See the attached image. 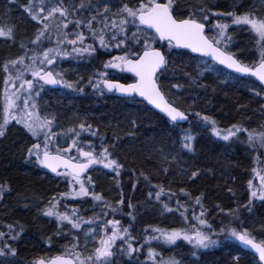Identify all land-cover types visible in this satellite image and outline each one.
Returning <instances> with one entry per match:
<instances>
[{
	"label": "trees",
	"instance_id": "trees-1",
	"mask_svg": "<svg viewBox=\"0 0 264 264\" xmlns=\"http://www.w3.org/2000/svg\"><path fill=\"white\" fill-rule=\"evenodd\" d=\"M32 1H0V29L5 32L11 29L10 38L0 36V103L6 79L4 65L10 66V61L30 54L34 45L32 41L45 24L33 21L25 10L26 7L34 8ZM62 1L67 3L68 0ZM115 1L121 7L124 4L129 7L138 6L135 0ZM250 1L173 0V14L177 19L188 18L192 14L208 28L217 23L213 13L222 16L223 18L219 17L220 20L229 12L264 18L262 8L248 7ZM15 9L18 13L22 12L23 16H14ZM205 14L208 16L207 20H203ZM128 29L126 34L129 39L126 44L141 48L144 33L139 34L141 43L136 44L132 37L134 31ZM81 30H85L83 26ZM46 32L36 45L38 51L44 49L41 42ZM234 36L235 41L249 46L250 51L241 50V54L235 50L229 52L248 67L258 64L260 53L255 51L256 38L246 30L236 31ZM152 47L165 48L166 44L157 40L152 43ZM109 53L105 50L99 53L103 62L111 58L112 53ZM169 55L170 52L166 69L159 76L158 82L169 101L190 114V122L186 125L172 124L139 100L105 96L103 101L99 98L97 101L91 96L90 89L74 97L73 113L89 117L94 131L97 129L99 136L105 138L104 142L89 136L85 140L100 144V151L106 147L111 154L109 158L116 159L122 167L119 176L105 168L104 174L98 176L94 169L89 195L70 206L78 211V223L91 219L90 216L101 211L103 205L114 206L115 215L122 219L121 227L129 230L126 240L130 239L135 249L131 253L126 247L124 252L122 248L115 249L114 264H154L158 259L163 263L167 261V264L169 261H175L176 264H260L230 232L233 229L237 232L246 231L250 237L264 241V200L251 195L258 179L257 168L264 162V147H261L258 140L250 143L248 139L249 133L254 137L264 133V89L251 77H238L184 51L172 48V54ZM205 62L207 70H204ZM74 66V69L87 73L84 67H94V55L90 60L73 61L68 65ZM87 76L82 74L75 80L79 82L78 79L81 78L80 81L86 83L89 79ZM123 78H127L126 82L131 80L130 77ZM81 87L82 84L75 88ZM131 102L135 103L134 109H129L126 105ZM204 117H208L209 122ZM211 122L223 130L240 131H237L235 138L224 140L211 132ZM192 124L195 126L192 127ZM18 129L12 127L9 134L0 140V191L4 193L0 200V233L4 234L6 226H11L16 231L11 238H16L17 233H21V239L16 242L13 238L9 247L3 241L0 243V251L5 253L0 255V264H35L38 258L55 257L65 248L76 247L78 252H95V247H99V240H79L82 235L66 222L60 223L54 217L55 214H44L48 209H53L55 213L57 203L69 194L68 181L46 172L33 156L27 157L26 145L36 140L24 129ZM186 133L192 137L188 141L191 150L184 147ZM175 136L179 141L175 142ZM170 147L180 148L185 152L183 156L189 159L187 173L183 170V174L176 175L170 170L169 160L154 157L157 149L163 148L171 152ZM100 167L103 168L102 165ZM127 170L130 171L129 174L126 173ZM193 173H196L195 177ZM126 174L128 180L124 182L123 176ZM249 181L252 182L251 188ZM161 189L163 191L157 200L156 192ZM94 194L102 197L99 205L94 203ZM197 198L199 204L196 203ZM121 199L124 206L118 203ZM61 202L63 206L66 203L65 200ZM166 207L172 211H167ZM201 210L204 216L200 215ZM122 212L126 215L123 218ZM199 219H205L206 225L201 226ZM153 229L166 232L175 229L189 233L205 230L209 239L218 246L203 249L181 240L169 247L152 246L151 256L150 251L138 252L146 248L145 245L150 241H156L153 237L159 233H154ZM161 239L163 240L162 237ZM12 252L15 255H11Z\"/></svg>",
	"mask_w": 264,
	"mask_h": 264
},
{
	"label": "snow or ice",
	"instance_id": "snow-or-ice-1",
	"mask_svg": "<svg viewBox=\"0 0 264 264\" xmlns=\"http://www.w3.org/2000/svg\"><path fill=\"white\" fill-rule=\"evenodd\" d=\"M41 2H43V0H41ZM135 2L138 4V7L130 8L127 4H124L120 10V18L118 20H111L110 27L112 32L109 40H105L103 31L99 34L93 32V37L98 38L100 46L107 49L113 41L115 42V47H121V45L128 42L129 38L126 33L129 30V24L138 29L137 32L132 33L135 43H141L139 33H144L141 48H133L124 56L113 57L111 61L104 65L105 69L111 68L117 69L120 72L132 73L136 77V82L125 85L108 79L98 78V83L94 85V87L99 88L101 92H103L104 89H107L108 92L115 91L124 95L136 94L146 100L149 104L158 108L161 112L165 113L170 121L179 122L186 120L187 117L185 113L166 102L157 86V73L162 72L167 65L165 53L152 47V43L157 40L166 41L169 49H190L192 53H198L203 57H210L212 61H215L228 69H232L237 73L250 74L251 76L256 77L261 83H264V18L255 17L252 14L236 15L232 12L227 13L228 16L233 17V24L246 25L248 26V29L255 34L256 43L259 45L260 59L258 65L248 67L241 65L230 54L221 50L220 45L222 43V38L226 35V30L229 27L228 24H216L215 27L219 29V31L210 39L205 35V24L195 19L192 14L184 19H177L174 16L172 9L173 0H167L166 3L164 0H135ZM80 8H84L83 3L80 4ZM25 10L29 13L31 19L37 23L48 21L53 18L56 13H59V16L63 18L60 21V25H62L63 28H67L68 24L72 23V20L69 17L70 15H74V13L70 14L62 5L57 6L56 4H51L47 10L42 7L39 12H36L32 7H28ZM108 11V6L104 5V12L100 13L98 11L97 13L101 16L102 22L106 28L109 27V17L105 15ZM201 11H203V9H201ZM45 12L46 14L41 15V13ZM94 19L95 17L86 21L76 20V27L79 28L81 23H85L91 30L92 20ZM207 19L208 16L205 14L203 20ZM48 28L49 25L44 24V27L39 31L32 43L37 44L40 42ZM0 36H7L10 38L11 29L7 32L0 29ZM85 39L86 37L83 32L76 33V36L73 39H69L67 33L63 34V40H66L68 44L72 45V51L76 53L95 50L91 49L90 46H84ZM228 39H230V37H228ZM63 40L58 39L57 43L60 44ZM62 54L67 55L68 53L63 52L60 48L49 47L41 54H34L32 57H29L32 61L31 64L24 65L25 58L23 56L17 60L9 62L12 68H15L17 64L23 65V70L17 69L14 76L9 74L4 81L6 86L5 106L3 110V123L0 124V136L4 135L5 127L11 120H15L17 123L22 124L38 141L29 149V155L34 156L36 162L42 167L51 170L57 175L69 177L70 185L73 184V182L74 184L79 185V190L74 191L71 194L73 198H75L77 196L89 195V189L86 187L85 180L82 179V177L93 165H102L103 168L114 172L116 176L120 175L119 170L122 165L116 159L109 158L111 154L106 147H104L99 153H96L91 146H89L88 150L80 147L77 144L76 139H73L72 145L67 148H57L55 154L50 151L52 135H54L52 132V120L47 118L42 119L35 111L37 108L36 103L32 101L34 96L38 97L40 95L45 86L72 87L70 84H67L62 80L59 73H54L50 67H46L53 65L56 61V57H59ZM207 67V62H205L204 70H207ZM3 71L5 73L10 72L9 64L4 65ZM26 73L30 74L32 79H25L24 77ZM107 76L108 73L106 71L99 74V77ZM15 81H20L19 88L17 92L9 93L7 85L11 83L13 87H16ZM101 85L103 86L102 88ZM20 90L27 93V95L23 96V99L19 94ZM257 94L259 95V93ZM21 99L22 106L17 104V101H20ZM203 119L206 122H209L208 117H204ZM211 123L214 124V122ZM79 127L81 130L91 128L90 125L86 126L83 123L80 124ZM237 131H240V129H237ZM91 134L96 135L95 132H92ZM234 134V132L230 131L227 135H223L221 138L228 140L229 137ZM74 135L79 137L80 133L74 132ZM41 136H43L42 141H40ZM191 139L192 137L190 136L185 137L184 147L189 150H191V145L188 141ZM248 139L250 143L254 140H258L261 147H264V133H261L258 137H254L249 133ZM71 147L77 148L79 158H65L60 154L61 151L69 152ZM58 168H63L65 171L63 173L58 172ZM192 175L195 177L196 173H193ZM145 179H147V177H145ZM260 180L261 186L259 193L257 191H252L251 195L253 197L259 195V198L264 200V176H261ZM87 183H91L90 178L87 180ZM251 186L252 182L249 181V187L251 188ZM162 191L163 189L156 192L157 200H159ZM93 199L99 201L102 197L94 194ZM118 203L123 204V199L118 201ZM196 203H200L199 198H197ZM166 210L172 211V209L167 207ZM44 214L46 216H52L55 214L59 221H67L73 229L80 228V223L77 222L79 218L75 211L72 215H68L58 212L54 213L53 209H48ZM200 215L204 216L203 210H201ZM73 217H77V219H73ZM86 222L92 223V221ZM199 224L205 226L206 220L199 219ZM109 225L111 226V235H105V237L100 239L99 247L95 248L94 257L89 256L86 259H80L79 254H77L79 264H114L113 261L108 259L113 255L111 249L117 239L125 240V242H127L126 237L128 236L129 230L127 228H122L118 219L107 220L106 226ZM207 226L210 227V225ZM153 232H158L160 234L159 236H154L153 239H160L162 237L164 242L169 244H175L178 239H183L193 244L194 247L205 249L210 245L215 244V241L210 240L209 236L200 230L189 233L187 231L175 229L171 232L153 229ZM0 235L3 234L0 233ZM230 235L253 249L258 254L260 264H264V241L256 242L246 231L237 232L233 229L231 230ZM134 250L135 249H133L132 245L129 243L127 251L131 253ZM4 254V252L0 251V255ZM12 255H15V252H12ZM149 255L151 256L153 253L150 251ZM36 264H73V262L70 259L57 257L51 261L41 259L38 260ZM168 264H176V262L169 261Z\"/></svg>",
	"mask_w": 264,
	"mask_h": 264
},
{
	"label": "rangeland",
	"instance_id": "rangeland-1",
	"mask_svg": "<svg viewBox=\"0 0 264 264\" xmlns=\"http://www.w3.org/2000/svg\"><path fill=\"white\" fill-rule=\"evenodd\" d=\"M0 1L6 2L7 0H0ZM26 1H32V0H26ZM166 2H167V0H166ZM81 3L84 4L83 9L80 8ZM51 4H56L57 6L62 5L64 8H66L68 10V12L70 14L74 13V15H70V17H69L72 20V23H69L67 28H63V26L60 25V21L63 18L59 16V13H56L54 15V17L48 21H42L45 24H48L49 25L48 29H50L49 31L46 32V36L43 38V41L41 42L42 46H44V49H42L41 51H38V47L36 46L38 44H34L32 52L30 54H27L24 56V58H25L24 59V65L31 64L32 61L29 59V57H32L34 54L39 55L43 51L47 50V48H49V47L60 48L63 50V52H66L68 54L67 55L62 54L61 56L56 57L55 63L51 66H46V67H50L51 70L54 71V73H59L62 80L65 83L70 84L72 87L69 88V87L60 86V89L58 91H49L47 89L48 87L45 86L44 90L40 93V95L38 97L37 96L33 97L32 102L36 103L37 108L35 111L39 114V116L42 119L47 118L49 120H52V132L54 133V135H52V142L50 145V151H52L53 154L56 153L57 148L64 149V148L71 146L73 139H76L77 144L80 147L84 148L85 150H88L89 146H91V148L94 149L96 153H99L100 150L98 149V147L100 146V144H98L99 145L98 146L94 142L92 143L89 140H85V137L89 136V137H93L94 139H100L101 142H104L105 138L99 136V132L97 129L94 131L92 124L89 122V117L82 115L80 113H78V114L73 113L74 106H75L74 97L77 96L79 93H83L84 90L90 89L91 96H94V98H96L97 101L99 99H100V101H103L105 99V96L107 97L108 95H106L104 93V90H103V92H101V90L99 88L94 87V85H96L98 83V78L99 79L109 78V79H115L116 80V78L120 79V77H122V75L124 74L123 72H120L117 69H111V68L105 69L104 65L106 63H108L109 61H111L113 59V57L126 55L128 53V51H131V49H133V46H131V45L129 46L127 44H124V45H121V47H115L114 46L115 42L113 41V42H111V45L106 49V48H103L100 46L98 38L93 37V32L99 34L101 31H103L104 36H105V40L107 41L110 39L111 32H112V29L110 27L111 20L112 19L118 20L120 18V10L122 9V7L119 6L117 4V1H115V0H68L67 3H64V1H62V0H51V1L50 0H43V2H41V0H33L32 1V6L34 7L33 9L36 12H39L42 7L45 8V10H47V8ZM28 5H29V2H27L26 6H28ZM104 5H107L109 8V11L107 13H105V15L107 17H109V20H108L109 27H107V28L104 26V23L102 22L101 16L97 14L98 11L100 13L104 12ZM254 6L258 7V8H262L264 10V0H251L248 3V7L253 8ZM26 8H28V7H26ZM130 8H135V7H130ZM172 9H174L173 4H172ZM13 13H14V16H23V13L22 12L18 13L16 9H15V12H13ZM44 14H46V12L41 13V15H44ZM212 15L214 16L215 19H217L216 20L217 23H215V25L220 23V22H222V24L224 22H226L229 25V27L226 30V35L224 38H222V43L220 45V47L224 51H226L227 53H230V52H232V50H235L239 54H241L239 52L241 50L246 51V49H247V51L248 50L250 51L249 46L247 47L246 45L240 44L238 41H235L236 38L234 36V32L239 31V30L240 31L246 30V31H249V33L252 37L254 36V38H256L255 34L252 33L248 29V26L233 24L232 23L233 17L229 18L230 16L228 17L227 15L222 20H220L221 18H219L222 16H219L216 13H215V15H214V13ZM255 16L259 17L257 15H255ZM93 17H95V19H94V22H92L91 30L89 29V27L85 23H81L79 28L76 27V23H75L76 20L86 21L88 18L90 20ZM84 18H87V19H84ZM218 21H220V22H218ZM207 23L210 24V21H207ZM82 26L85 29L84 30L85 32L81 30ZM128 28H130L134 32L138 31V29L131 24L128 25ZM209 28H210L209 37L212 38L216 33H218L219 29H217L214 25H212ZM78 32H83L85 37H86V39L84 41V46L85 47L90 46L91 49H95L94 51L76 53V52L72 51L73 46L68 44L66 40H63V34L67 33L68 38L73 39V38H75L76 33H78ZM139 34H141V33H139ZM228 37H230V39H228ZM58 39L63 40V42L58 44L57 43ZM89 41H91V43ZM255 48H256L255 51L259 52V45L257 43L255 45ZM162 49L167 50V51L164 50L167 57H168V52H170V55L172 54V49H169L167 45L165 48H162ZM104 50L112 53L111 58L106 62H103L102 59L100 58V55H99V53H101ZM253 53H254V50L252 51V54ZM230 54H232V53H230ZM92 55H94V67H84V70H86L85 72L88 73V71H89L88 74L74 69V68H76L75 66L74 67H68V65L73 61H82V60H85L87 58L90 60ZM9 68H10V72L5 73L6 77L9 74L14 76L16 74L17 69L23 70V65L17 64L15 68H12L10 65ZM72 69H74V70H73V72L70 73L69 71ZM105 71L108 73V76L107 77H99V74L102 72H105ZM78 72H79V74H78ZM82 74L84 76L88 75L87 76V78H89L88 81L86 83L85 82L82 83V81H80L81 78H79L78 79L79 82H76L75 79H77V76L82 75ZM90 77L92 79H90ZM24 78L25 79H32L31 75L28 73L25 74ZM19 83H20V81H15L16 87H13L11 83L8 84L7 89L9 91V93L17 92V90L19 88ZM81 84H82L81 88H75L76 85H81ZM5 87L6 86L4 84V90L2 91V100L0 103V124L3 123V110H4V106H5ZM102 87L103 86L101 85V88ZM19 94L21 95L22 99H23V96L27 95V93H25L23 90H20ZM97 98H99V99H97ZM22 99L20 101H17V104L22 106ZM134 104H135L134 102H131V104L127 103L126 105L129 109H132V108L134 109L135 108ZM98 121L100 123V120H98ZM82 123L85 124L86 126L90 125L91 128L90 129L86 128L85 130H81L79 125ZM193 126H195V124H192V127ZM212 126H213V130L211 132L214 133L218 138L222 137L223 135H227L230 131L234 132L235 134L231 135L229 137L228 141L237 136L236 130H230V129L229 130H223L222 128H219L218 125H215L213 123H212ZM12 127L15 128V130L16 129L19 130L18 128L24 129L28 134H30L24 128V126L22 124L17 123L15 120H11L10 123L8 125H6L5 130H4V135L0 136V140H2L5 135L9 134V131H10V129H12ZM70 130H72V131H70ZM74 132H79L80 133L79 137H76L74 135ZM92 132H95L96 135H92L91 134ZM182 133L185 136V132L183 131ZM191 133H193V132H191ZM101 134H102V136H104V133L101 132ZM186 135L188 136V133H186ZM15 136H16V134H15ZM175 137H176V139H174L175 142L179 141V138H177V136H175ZM35 140H36V142H34V143H37L38 141L36 138H35ZM42 140H43V136L40 137V141H42ZM34 143H32V144L28 143L26 145L25 154L27 155L28 158L30 157L29 149L32 147V145ZM170 151L171 152H167V151H165V149L159 148V149H157V151H156L157 153L154 155V157H159V158H164V160H169L171 162L170 163L171 164L170 170H172V172L176 175L183 174V170H185V173H187L188 166H189V159H187V157L183 156L185 154V152L183 150H181L180 148H175V147H173V148L170 147ZM60 154L66 156L68 158H71V157L79 158V153H78L76 147H71V150L69 152L61 151ZM191 157H193V156H191ZM261 163H262V165H260L256 171V178H258V179H256L257 183L253 186V191H257L258 193L260 191V186H261L260 177L264 176V162H261ZM97 165H99V164H97ZM100 166H97L95 169V174L98 176L100 174L101 175L104 174L103 173L104 168H102ZM126 173L129 174L130 171L127 170ZM151 174L153 175L154 173H151ZM55 177L68 181V190H69V194L66 195L65 198L64 197L61 198V200L57 203V205L55 207V213L58 212L61 214H68V215H72V213L74 211L76 213H78L76 208H74L73 206H70V204L75 205V204H77L76 202L78 199L86 197V196H77V197L73 198V196L71 195L74 191L79 190V185L74 184V182H73V184L70 185L69 184L70 178L68 179V177H66L64 175H55ZM123 177H124V182H126L128 180L127 179L128 175L126 174ZM89 178L91 180V183H87V180ZM84 180L86 183V187L88 189L91 188L93 185V180H94L93 177L89 176V177L85 178ZM3 196H4V193H2V191H0V200L3 198ZM254 198L261 200L259 198V195H257V197H254ZM63 200H65V202H66V203H64V206H63V203L61 202ZM68 200L71 202L67 203ZM94 203L96 205H99L98 204L99 201H97V200H94ZM122 206H124V203ZM113 207H111L109 205H103L102 210L100 209L101 211L94 212L95 214L93 213L90 216L91 219L82 220L80 222V228L73 229L74 231L79 232V235H82L79 237V240L81 238H85V239H87V241H93L96 239L100 241V239L105 237V235H111V226L110 225L106 226V221L112 220V219H118L119 221H122V219L119 218L118 215L117 216L115 215L116 212H114ZM121 215H122V218L126 216L124 214V212H122ZM54 217L57 219L56 215H54ZM126 218H129V216H127ZM73 219H77V217H73ZM86 221H92V223H87ZM64 222L67 223V221H64ZM60 223H62V222H60ZM67 225H70V224L67 223ZM122 225L123 224L120 222V226H122ZM6 228H7V230L1 236L0 243H2V241H3L4 244L7 247H9L10 246L9 242L13 241V238H11L14 235L13 232H16V231L11 226H6ZM200 231H202V230H200ZM203 232L206 234L205 230ZM154 233L157 234L158 232H154ZM159 235L160 234H158L156 236H159ZM19 239H21V233H17V236L15 238L16 242L19 241ZM181 240H183V239H178L175 242V244ZM126 241L127 242H125V240L117 239L115 241L112 249H111L112 253L114 254L115 249L119 250L120 248H122V251L124 252V247L128 248L129 243L132 245V247H134L132 244L133 242L130 239H128ZM255 241L261 242L260 240H256V239H255ZM175 244L165 243L164 240H162L160 238V239H156V241L155 240L150 241L149 243H147L145 245L146 248L140 249V251H138V252L145 253V252L151 251V250H153L152 246L154 247L155 245H158V246L166 245L167 247H169L170 245L173 246ZM217 246H218V244L215 242V244L210 245L206 249H209V248L211 249V248H214ZM203 249H205V248H203ZM6 250H9V249L6 248ZM82 252L76 251V247L65 248V250H63V252H61V254H59L57 256H69V257L73 258L77 264H79V262L77 260V254H79L80 259H86L89 256L94 257V253H95L94 251L93 252L92 251H86L85 253H84V251H82ZM8 255H10V253L5 255V257ZM41 258L45 259L44 257H40L38 259H41ZM49 259H51V258H46V260H49ZM108 259H110L111 261L114 262V256L113 255L111 257H109ZM165 262L167 264V261H165ZM165 262L163 263L162 260L158 259V260L154 261V264H165Z\"/></svg>",
	"mask_w": 264,
	"mask_h": 264
},
{
	"label": "water",
	"instance_id": "water-1",
	"mask_svg": "<svg viewBox=\"0 0 264 264\" xmlns=\"http://www.w3.org/2000/svg\"><path fill=\"white\" fill-rule=\"evenodd\" d=\"M205 30H206V27H205ZM161 43H164V42H166V41H160ZM177 49H179V50H184V51H186V52H188V53H190L191 55H194V56H199V57H203V56H200L198 53H192L191 52V50L190 49H182V48H177ZM158 50H160V49H158ZM222 50V49H221ZM160 51H162V50H160ZM163 52V51H162ZM232 56V55H231ZM234 59H236L234 56H232ZM203 58H206V59H208L209 61H211V62H213V63H215V64H217V65H219V66H221V67H223V68H225V69H227L228 71H230V72H232V73H234V74H236V75H238V76H241V77H243V76H251L250 74H244V73H237V72H235V71H233L232 69H228V68H226V67H224L223 65H220V64H218V63H216L215 61H212L211 60V58L210 57H203ZM237 60V59H236ZM238 61V60H237ZM238 63H240L239 61H238ZM241 64V63H240ZM242 65V64H241ZM165 69V68H164ZM163 69V70H164ZM162 70V71H163ZM125 73V75H127V76H130L132 79H134L135 81L133 82V83H135L136 82V77L132 74V73H129V72H124ZM161 72H158L157 73V76H156V80H157V77H158V75L160 74ZM251 77H253V76H251ZM253 78H255L256 80H257V78L256 77H253ZM110 81H113V80H110ZM258 82H259V84L264 88V83H261L259 80H257ZM113 82H118V81H113ZM118 83H122V82H118ZM122 84H124V83H122ZM131 84V83H130ZM125 85H127V84H125ZM157 86H158V88L160 89V91H161V94L163 95V97H164V99H165V101L166 102H168L169 103V101L166 99V97L164 96V94H163V92H162V90H161V88H160V86H159V84H158V82H157ZM52 88H57V86H51ZM106 91H107V89H106ZM110 93H114L117 97H120V98H137L138 100H140V101H142L143 103H145L146 105H148L151 109H153L155 112H157L158 114H160L162 117H164V118H166L167 120H169V118L166 116V114L165 113H163V112H161L158 108H156V107H154L153 105H151V104H149L146 100H144L142 97H140V96H138V95H136V94H132V95H124V94H121V93H119V92H115V91H113V92H110ZM171 106H174V105H172L171 103H169ZM175 107V106H174ZM177 108V107H176ZM178 109V108H177ZM178 110H180V109H178ZM181 111V110H180ZM185 115H186V117H187V119L186 120H184V121H179V122H173V123H175V124H179V125H185V124H187L188 122H189V120H190V117L185 113ZM170 121V120H169ZM172 122V121H171ZM92 168V167H91ZM91 168L83 175V177H85L86 175H88V173H89V171L91 170ZM47 171H49L50 173H52V174H56V173H54V172H52L51 170H49V169H47V168H45ZM57 171L58 172H61V171H65V169H63V168H58L57 169ZM245 246V250L247 251V252H249L250 254H252L253 256H255L258 260H259V257H258V254L253 250V249H251L249 246H246V245H244ZM57 257H63V258H65V259H70L72 262H73V264H77L75 261H74V259L73 258H71V257H68V256H57ZM57 257H54V258H52V259H55V258H57ZM51 259V260H52ZM38 260H41V259H38ZM37 260V261H38ZM43 260H45V259H43ZM51 260H45V261H51ZM36 261V262H37ZM36 264V263H35Z\"/></svg>",
	"mask_w": 264,
	"mask_h": 264
},
{
	"label": "flooded vegetation",
	"instance_id": "flooded-vegetation-1",
	"mask_svg": "<svg viewBox=\"0 0 264 264\" xmlns=\"http://www.w3.org/2000/svg\"><path fill=\"white\" fill-rule=\"evenodd\" d=\"M123 77L126 78L125 75H123ZM123 77H120V79L116 78V80H119V81H123V82H125L127 78H126L125 80H123V79H124ZM127 81H128V80H127ZM109 96L114 97L113 95H109Z\"/></svg>",
	"mask_w": 264,
	"mask_h": 264
},
{
	"label": "bare ground",
	"instance_id": "bare-ground-1",
	"mask_svg": "<svg viewBox=\"0 0 264 264\" xmlns=\"http://www.w3.org/2000/svg\"><path fill=\"white\" fill-rule=\"evenodd\" d=\"M242 244V243H241ZM242 247H243V249L245 250V246H244V244H242ZM246 251V250H245ZM247 252V251H246ZM248 254H250L249 252H247ZM250 255H252V254H250ZM253 256V255H252ZM253 257H255V256H253ZM256 258V257H255ZM257 259V258H256ZM258 260V259H257Z\"/></svg>",
	"mask_w": 264,
	"mask_h": 264
}]
</instances>
